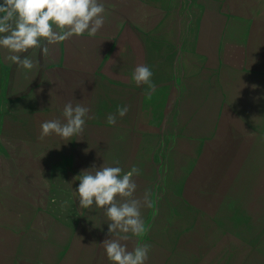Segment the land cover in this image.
I'll return each instance as SVG.
<instances>
[{
    "label": "rangeland",
    "instance_id": "obj_1",
    "mask_svg": "<svg viewBox=\"0 0 264 264\" xmlns=\"http://www.w3.org/2000/svg\"><path fill=\"white\" fill-rule=\"evenodd\" d=\"M101 2L95 36L30 50L32 70L0 48V264H112L103 209L74 194V177L104 163L139 169L147 231L122 243H148L146 264H264V0ZM85 44L92 81L69 99L90 109L84 131L41 140L42 122L63 120L62 85L78 80L59 72L65 47ZM138 65L153 73L150 98Z\"/></svg>",
    "mask_w": 264,
    "mask_h": 264
},
{
    "label": "clouds",
    "instance_id": "obj_2",
    "mask_svg": "<svg viewBox=\"0 0 264 264\" xmlns=\"http://www.w3.org/2000/svg\"><path fill=\"white\" fill-rule=\"evenodd\" d=\"M106 9L101 0H2L0 3V48L7 50L6 60L25 70L37 67L36 61L23 55L33 49L48 52L49 45L65 42L73 36H95L104 26ZM153 73L146 65H138L133 74L137 85H146V95L156 91ZM90 109L77 102L66 103L63 120L53 119L41 123L40 139L55 134L63 140H71L84 131ZM126 106L116 114L107 116V123L115 125L117 115L124 117ZM118 163V162H117ZM139 169L133 166L124 172L119 166L105 163L97 168L82 170L74 180L79 186L74 191L80 208L103 209L108 219V235L101 244L112 264H146L150 245L137 243L131 250L122 241L145 235L147 228L142 216V202L135 197L137 184L134 176Z\"/></svg>",
    "mask_w": 264,
    "mask_h": 264
},
{
    "label": "crops",
    "instance_id": "obj_3",
    "mask_svg": "<svg viewBox=\"0 0 264 264\" xmlns=\"http://www.w3.org/2000/svg\"><path fill=\"white\" fill-rule=\"evenodd\" d=\"M123 42L124 43H122V45L123 44L129 45V43L126 42V40H123ZM252 45L253 43L251 44V46ZM65 49H67V51L65 52L64 62L61 64L62 67L59 69V72L61 75H64V77L66 78H69L71 76L70 73H76L78 75L77 81L71 82V80L66 79L67 83H64L62 85V92L64 93V95L62 96V100L67 103L70 97L73 95L83 96L85 90L91 84L92 81L91 76L89 77L87 75V72L85 71H87V67H86L87 60L90 57V54L93 50V46H91V44H85L83 47H78L73 51H69L67 47H65ZM25 55H27V53ZM78 60H82V62H78ZM40 65H42V62H40ZM127 66L129 65L122 63V66L118 70V73H120L119 74L120 81L126 84L129 83L131 77L130 68H128ZM41 72H43V70ZM37 81L38 82L36 87L37 89L36 102H37V106H39L40 103V105L43 107L44 99L46 97L45 93L42 91V89L45 87L44 72L43 75L41 73L40 80Z\"/></svg>",
    "mask_w": 264,
    "mask_h": 264
}]
</instances>
